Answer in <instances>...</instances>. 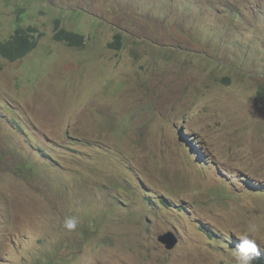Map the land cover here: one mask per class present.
<instances>
[{
	"label": "rangeland",
	"instance_id": "1",
	"mask_svg": "<svg viewBox=\"0 0 264 264\" xmlns=\"http://www.w3.org/2000/svg\"><path fill=\"white\" fill-rule=\"evenodd\" d=\"M19 9L43 35L0 56V264H237L249 225L264 248V0H0V41Z\"/></svg>",
	"mask_w": 264,
	"mask_h": 264
},
{
	"label": "trees",
	"instance_id": "2",
	"mask_svg": "<svg viewBox=\"0 0 264 264\" xmlns=\"http://www.w3.org/2000/svg\"><path fill=\"white\" fill-rule=\"evenodd\" d=\"M68 10H66L67 13ZM22 9L18 10V21L15 20L14 24H17L13 33L6 39L0 41V56L11 62H15L24 58L27 54L36 49L39 44V39L43 35L37 27L21 25L19 22V15L23 13ZM53 39L64 43L68 47L83 48L86 42V38L83 34L68 30L61 26L60 19L54 21V33ZM122 45V35L117 33L114 35V39L109 43V48L120 49ZM257 98L264 105V85L261 86L257 92ZM261 255V254H260ZM264 257H258L254 264H264Z\"/></svg>",
	"mask_w": 264,
	"mask_h": 264
},
{
	"label": "clouds",
	"instance_id": "3",
	"mask_svg": "<svg viewBox=\"0 0 264 264\" xmlns=\"http://www.w3.org/2000/svg\"><path fill=\"white\" fill-rule=\"evenodd\" d=\"M77 225H78V220L75 216L66 217L64 220V227L67 230H75L77 228ZM255 231H256V226L249 225L245 230H241L240 233L236 235V237L240 241L237 247L233 250V254L236 257L237 264H253V262L257 260L259 256H261V258L264 257L261 254V251L264 250V248H262L258 243V240L254 235ZM157 239L161 244L164 245V247H166V244L159 240V236L157 237ZM174 247L172 249H174Z\"/></svg>",
	"mask_w": 264,
	"mask_h": 264
},
{
	"label": "water",
	"instance_id": "4",
	"mask_svg": "<svg viewBox=\"0 0 264 264\" xmlns=\"http://www.w3.org/2000/svg\"><path fill=\"white\" fill-rule=\"evenodd\" d=\"M159 240L161 242L165 243L166 247L168 249H172L176 245V243L178 241L176 235L173 232H171V231L167 232V233H165L163 235H160L159 236Z\"/></svg>",
	"mask_w": 264,
	"mask_h": 264
}]
</instances>
